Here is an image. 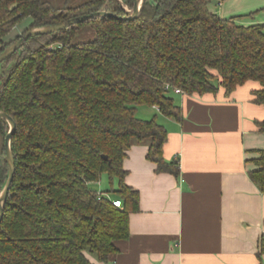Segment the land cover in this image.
Instances as JSON below:
<instances>
[{
  "label": "trees",
  "instance_id": "1",
  "mask_svg": "<svg viewBox=\"0 0 264 264\" xmlns=\"http://www.w3.org/2000/svg\"><path fill=\"white\" fill-rule=\"evenodd\" d=\"M0 0V53L27 31L106 11L131 14L134 0ZM212 0H142L135 20L95 18L29 38L0 63V112L16 129L10 139L14 177L0 223V264L106 263L116 242L129 236V215L139 195L124 183L123 161L134 145L159 173L177 175L163 159L166 129L137 117L155 107L180 120L174 89L187 95H230L248 81L260 84L254 102L264 107V26H243L210 9ZM124 6L129 9L127 12ZM26 19L27 30L6 39ZM95 38L77 42L81 28ZM53 46L52 49H48ZM264 133V120L256 123ZM0 119V194L9 170ZM248 177L264 192V150ZM103 156L107 159L104 160ZM107 175L121 201L90 188Z\"/></svg>",
  "mask_w": 264,
  "mask_h": 264
},
{
  "label": "crops",
  "instance_id": "2",
  "mask_svg": "<svg viewBox=\"0 0 264 264\" xmlns=\"http://www.w3.org/2000/svg\"><path fill=\"white\" fill-rule=\"evenodd\" d=\"M210 9L243 26H264V0H212ZM94 38L88 27L75 34L77 42ZM260 89L248 81L230 95L221 87L201 96L173 92L180 120L138 107L137 117L166 129L163 159L177 162L178 173L157 172L146 145L128 150L124 183L138 193V211L129 215V236L116 242L117 252L106 263H92L264 264V192L247 174L264 150L256 125L264 107L253 97ZM113 184L117 190V180Z\"/></svg>",
  "mask_w": 264,
  "mask_h": 264
},
{
  "label": "water",
  "instance_id": "3",
  "mask_svg": "<svg viewBox=\"0 0 264 264\" xmlns=\"http://www.w3.org/2000/svg\"><path fill=\"white\" fill-rule=\"evenodd\" d=\"M141 3H142V0H134L131 14L128 17H124V18H120L106 11H97L91 14H85V15L70 18L66 20L65 22H61V23H57V24H53V25L27 31L23 36H21L18 40L13 42L4 51L0 53V63L6 60L8 57H10L14 52L19 50L29 38H33L39 35H49V34L61 31L63 29L69 28L70 26L81 24V23H84L88 20L95 19V18H112V19H121V20H129V21L135 20L138 17ZM0 119L5 120L10 127L8 134L6 135L4 139V152H5L6 163L8 165L9 174H8L6 184L0 194V223H1L2 215H3V206L7 198L8 191L12 183V180L14 177V171H15L14 158H13L11 148H10V139L13 133L15 132L16 124L14 120L10 116L5 114L4 112H0ZM103 159L106 160L107 157L103 156Z\"/></svg>",
  "mask_w": 264,
  "mask_h": 264
},
{
  "label": "rangeland",
  "instance_id": "4",
  "mask_svg": "<svg viewBox=\"0 0 264 264\" xmlns=\"http://www.w3.org/2000/svg\"><path fill=\"white\" fill-rule=\"evenodd\" d=\"M46 1H49L54 6H58V5H62L65 0H46ZM119 2H120V4H122V2L120 0H119ZM124 9L127 12H129V9L127 7L124 6ZM28 22H29V19L24 20L22 22V24L19 25V27L15 31L12 32V34L6 39V41L11 42L12 40L14 41V39H16V37L21 36L27 30V28H28L27 23ZM147 109H149V108L144 106L140 110H147ZM138 117L140 118L139 115H138ZM147 120H150V118ZM90 188L97 191L98 193L109 194L112 197L113 195H112L111 190L116 189V186H115V184L111 185L109 183L107 175H102L99 182L90 184Z\"/></svg>",
  "mask_w": 264,
  "mask_h": 264
},
{
  "label": "built area",
  "instance_id": "5",
  "mask_svg": "<svg viewBox=\"0 0 264 264\" xmlns=\"http://www.w3.org/2000/svg\"><path fill=\"white\" fill-rule=\"evenodd\" d=\"M52 47H53V46H50L48 49H52ZM174 92H175L176 94H181V93H183V92H182L181 90H179V89H174ZM112 205H113L114 207H116V208H120V207L122 206L120 200H113V201H112Z\"/></svg>",
  "mask_w": 264,
  "mask_h": 264
}]
</instances>
